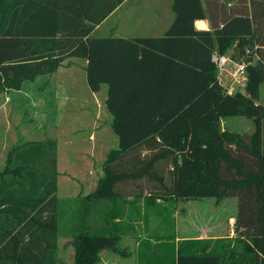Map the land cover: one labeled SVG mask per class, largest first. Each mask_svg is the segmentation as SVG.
I'll return each mask as SVG.
<instances>
[{
	"label": "trees",
	"instance_id": "1",
	"mask_svg": "<svg viewBox=\"0 0 264 264\" xmlns=\"http://www.w3.org/2000/svg\"><path fill=\"white\" fill-rule=\"evenodd\" d=\"M124 1L0 0V93L21 90L74 57L86 59L92 91L107 86L119 145L108 151L104 174L76 215L83 218L72 231L74 264H99L102 250H120L125 210L118 200L127 194L121 186L143 177L157 181L135 195L147 207L157 199L175 207L235 195L238 208L232 239L171 234L160 255L141 243V263L264 264V104L257 102L264 0H172L174 19L160 36H94ZM205 18L212 27L197 28ZM230 49L247 63L244 91L229 92L220 80L215 56ZM228 116L252 119L254 130L223 129ZM57 144L23 142L0 168V264L61 262ZM90 206L102 225L84 213Z\"/></svg>",
	"mask_w": 264,
	"mask_h": 264
},
{
	"label": "rangeland",
	"instance_id": "2",
	"mask_svg": "<svg viewBox=\"0 0 264 264\" xmlns=\"http://www.w3.org/2000/svg\"><path fill=\"white\" fill-rule=\"evenodd\" d=\"M166 7L173 12L171 0H129L108 22L95 30L93 35L161 34L164 21L154 23V18L158 19L157 16L162 15ZM233 52L230 49L225 54L223 66L219 68V77L228 91H244L245 78L237 79L232 75L239 62L232 58ZM217 57L218 55L216 60ZM72 59L76 63L66 64L55 73L25 82L21 90L0 93V168L5 165L9 151L16 145L33 140L55 139L59 147L57 158L59 171L61 169L60 179L69 183L70 187L72 184L74 189H71L78 193L83 191L85 184L88 189L97 187V181L104 174L103 164L107 153L118 147L119 139L111 125L113 117L104 102L107 97L105 84L98 92L96 103L94 102V113L85 114L80 111V107L87 108L85 101H89L91 92L84 59ZM69 77L75 80L76 88L67 89L70 91L65 94L64 88L71 86L65 85L68 84L65 79ZM257 102L264 104V82L261 84ZM254 126L253 120L246 116H228L221 119L223 129L252 132ZM137 182L143 183L142 189L136 187ZM156 183L155 180L143 177L128 182L127 187L121 186L127 194L120 196L118 200L125 210L120 229L123 234L119 241L120 250H102L99 264H103L104 260L108 261L106 264H111L114 260L143 264L134 255L137 241L135 237L142 238L149 254L156 256L160 255L162 245L170 241L171 234L178 240L195 237L232 239L237 235V196L231 195L221 200L206 197L179 201L175 207L157 199L156 204L152 203L147 207L143 195H135L141 191L143 194L147 193ZM65 187L67 186H63V189ZM72 190H60V196L65 200L62 203V207L65 206L64 216H61L59 222L62 242L60 264H74L72 211H82L84 208L81 198L76 199L77 195H70ZM96 221H101L100 214Z\"/></svg>",
	"mask_w": 264,
	"mask_h": 264
},
{
	"label": "crops",
	"instance_id": "3",
	"mask_svg": "<svg viewBox=\"0 0 264 264\" xmlns=\"http://www.w3.org/2000/svg\"><path fill=\"white\" fill-rule=\"evenodd\" d=\"M129 0H125L120 6H118V8H116V10H114L102 23H100L97 27H96V29L95 30H97V29H99V28H101L106 22H108L109 21V19L111 18V16H113L126 2H128ZM164 10H165V12H162V15H160V16H157V18L158 19H155L154 18V23H156V22H159V23H161L162 21H164V25L162 26V32H161V34H156V35H153V36H160V35H162L164 32H165V30L169 27V25L171 24V22H172V20L174 19V13L173 12H171V11H169L168 9H167V7L166 8H164ZM171 10H172V0H171ZM198 22H201V23H198ZM200 24V25H199ZM203 24V25H202ZM205 24V25H204ZM195 25H196V27L197 28H199V29H210L211 27H212V25H211V21L209 20V18H205V19H200V20H197L196 22H195ZM114 27V26H113ZM94 30V31H95ZM115 36H122V37H131L130 35H123V34H115ZM135 36H140V35H135ZM67 62V61H66ZM69 63H76V61H74L73 59H70L69 60ZM86 63H87V61H86V59H84V65L86 66ZM60 67H63V66H60ZM59 70V69H58ZM70 78V77H69ZM66 78L65 79V83H68V84H65V85H70L71 84V86L69 87H65L64 88V93L66 94L67 92H69L70 90H67V89H69V88H76V82H75V80L74 79H72V78ZM90 88V87H89ZM61 89V88H60ZM90 90V97L88 98L89 99V101H85L86 102V107L87 108H85V107H80V111L82 110L83 111V113H85V114H90V113H94V110H95V108H94V102H95V100L97 101V96H99L98 95V92L99 91H97V92H94V91H92L91 89H89ZM106 98L107 97H105L104 98V102H105V100H106ZM92 102V103H91ZM96 103V102H95ZM88 105V106H87ZM106 105V104H105ZM67 108V107H66ZM79 110V109H78ZM79 111V112H80ZM91 111H93V112H91ZM90 137V136H89ZM93 140V139H92ZM59 148V147H58ZM90 173H93V170H90L89 171ZM61 169H60V171H59V176H58V179H59V189H58V191H57V194H58V196H59V199H60V207H61V214H60V219H61V216H64V207H62V203H64L65 202V200H63L62 198H61V196H60V190L62 189L63 191H65L67 188H70V190H72L71 189V187L74 189V187L72 186V184H71V187H70V185H69V183H67L66 181H62V179H60V177H61ZM81 177V176H80ZM79 177V178H80ZM98 182V181H97ZM67 183V184H66ZM63 186H67V187H65V189H63ZM89 187H87V185L85 184V186L83 187V191H78V193H75V190H72L73 192H72V194H70L71 196L72 195H77L78 197H75L76 199H80V200H84L85 199V197L87 196V195H89L95 188H90V189H88ZM69 191V190H68ZM68 193H71L70 191L68 192ZM75 193V194H74ZM82 194V195H81ZM89 203H91V202H89ZM85 208V207H84ZM88 209H85V211H84V213L85 214H87V217L88 218H90L93 222H94V226H100V225H102L103 224V221L101 220V221H99V223H97V217H98V209H97V207H93V206H90V207H87ZM77 213H79V209L77 210V211H72V221H71V223H73L74 225V228H76L78 225H80L79 223H80V219L81 218H83L82 216H79V218H76V215H77ZM75 220V221H74ZM117 220H119V219H117ZM122 223H123V221H122ZM96 224H98V225H96ZM123 235V234H122ZM135 239L137 240L136 241V248H135V250H136V252H135V258H137L138 259V261H139V245L143 242L142 241V238L140 239L139 237H135ZM65 244V243H64ZM61 245H62V242L60 241V237H59V252H58V257L59 258H61V254H60V250H61ZM73 249V251H75L74 250V247L72 248ZM133 255V256H134ZM131 256V255H130ZM129 256V257H130ZM128 257V258H129ZM108 261L107 260H104L103 261V264H106ZM111 264H128L127 262H125V261H121V262H119V261H116V260H114V261H111L110 262ZM135 264H138V263H135Z\"/></svg>",
	"mask_w": 264,
	"mask_h": 264
},
{
	"label": "built area",
	"instance_id": "4",
	"mask_svg": "<svg viewBox=\"0 0 264 264\" xmlns=\"http://www.w3.org/2000/svg\"><path fill=\"white\" fill-rule=\"evenodd\" d=\"M224 58H225L224 56H218L217 57V60L216 61L218 62V67L219 68L223 66L222 64L224 62ZM246 64L247 63L245 61H243V60L242 61H239L238 64H237V68L233 71L232 75L234 77H236L237 79H239V78L244 79L245 78ZM229 92H231V91H229Z\"/></svg>",
	"mask_w": 264,
	"mask_h": 264
},
{
	"label": "bare ground",
	"instance_id": "5",
	"mask_svg": "<svg viewBox=\"0 0 264 264\" xmlns=\"http://www.w3.org/2000/svg\"><path fill=\"white\" fill-rule=\"evenodd\" d=\"M198 23H201V22H198ZM200 25V24H199ZM203 25V24H202ZM205 25V24H204Z\"/></svg>",
	"mask_w": 264,
	"mask_h": 264
}]
</instances>
